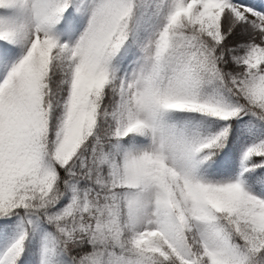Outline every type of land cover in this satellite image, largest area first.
Masks as SVG:
<instances>
[{"label":"snow or ice","instance_id":"6c2138e0","mask_svg":"<svg viewBox=\"0 0 264 264\" xmlns=\"http://www.w3.org/2000/svg\"><path fill=\"white\" fill-rule=\"evenodd\" d=\"M0 264H264V0H0Z\"/></svg>","mask_w":264,"mask_h":264}]
</instances>
